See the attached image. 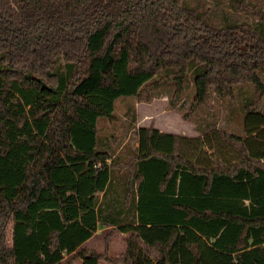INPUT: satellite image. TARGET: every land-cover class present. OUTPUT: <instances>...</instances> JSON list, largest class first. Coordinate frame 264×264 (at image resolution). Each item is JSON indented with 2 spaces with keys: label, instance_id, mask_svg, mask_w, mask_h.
<instances>
[{
  "label": "trees",
  "instance_id": "1",
  "mask_svg": "<svg viewBox=\"0 0 264 264\" xmlns=\"http://www.w3.org/2000/svg\"><path fill=\"white\" fill-rule=\"evenodd\" d=\"M208 1L0 0V264H264V0ZM189 76L185 118L251 87L240 135L101 148L118 98L174 108ZM99 226L123 253L79 249Z\"/></svg>",
  "mask_w": 264,
  "mask_h": 264
},
{
  "label": "rangeland",
  "instance_id": "2",
  "mask_svg": "<svg viewBox=\"0 0 264 264\" xmlns=\"http://www.w3.org/2000/svg\"><path fill=\"white\" fill-rule=\"evenodd\" d=\"M212 8L215 21H222L225 18L237 20L246 19L242 12L232 9L228 0L208 1ZM250 17V16H249ZM250 19V18H249ZM252 21V18H251ZM191 75V74H190ZM261 76L264 80V71ZM172 87L166 88L158 97L146 101L135 97H120L115 101L114 116L112 119L99 118L98 134L99 145L109 152L118 153L127 147L138 146L137 132L139 128H154L159 132H166L172 135L194 136L208 132L209 130H226L229 133L241 134L240 104L245 97L252 94L249 86L239 88L232 99H219L212 96L210 106L202 107L188 118L187 113L192 97L193 87L191 76L188 85L180 102L174 108L169 106L168 96ZM9 224L6 229V237L10 239ZM109 233H111L109 235ZM111 226H99L98 231L87 241L84 248L96 250L98 253H105L109 257H117L125 250L124 238ZM107 235H109L107 237ZM69 255H65V260ZM75 260L72 264H74ZM98 264H107L99 260Z\"/></svg>",
  "mask_w": 264,
  "mask_h": 264
},
{
  "label": "crops",
  "instance_id": "3",
  "mask_svg": "<svg viewBox=\"0 0 264 264\" xmlns=\"http://www.w3.org/2000/svg\"><path fill=\"white\" fill-rule=\"evenodd\" d=\"M164 133H166V132H164ZM169 134V133H168ZM201 134H197V135H194V136H192V137H198V136H200ZM182 136H185V135H182ZM187 137H191V136H187ZM99 228V227H98ZM98 231V229L96 230V232ZM118 231V230H117ZM120 235V236H122L123 238H124V245H125V248H126V242H127V238L129 237V235L131 234V232H121V231H118V233H116V235ZM93 235H94V233H93ZM92 235V236H93ZM91 236V237H92ZM90 237V238H91ZM90 238H88L87 240H85L80 246H79V249L80 248H84V245L85 244H87V241L90 239ZM74 264H82V260L80 259V260H78V261H76Z\"/></svg>",
  "mask_w": 264,
  "mask_h": 264
}]
</instances>
